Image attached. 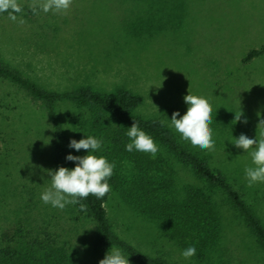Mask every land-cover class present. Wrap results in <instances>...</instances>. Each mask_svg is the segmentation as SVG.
Instances as JSON below:
<instances>
[{"label": "rangeland", "instance_id": "obj_1", "mask_svg": "<svg viewBox=\"0 0 264 264\" xmlns=\"http://www.w3.org/2000/svg\"><path fill=\"white\" fill-rule=\"evenodd\" d=\"M44 2L18 0L23 10L13 13L15 21L8 13L0 14L3 61L50 90L88 87L103 94L128 90L141 98L134 115L158 119L191 148L169 127L168 117L175 110L186 111L187 92L204 96L212 108L215 144L211 149L194 148L226 174L264 219V182H247L244 169L251 165V157L231 142L241 133L259 137L264 131L259 123L264 119V50L245 60L248 52L264 46V0H71L69 8L59 12H44L39 7ZM240 107L243 115L235 120ZM54 110L67 136L102 137L98 154L111 152L121 123L109 113L67 99L56 102ZM155 142L159 151L149 157H167ZM52 156L53 121L44 103L16 83L0 79V230L11 229L19 220L52 224L60 214L58 232L85 250V260L90 249L83 242L92 237L93 223L68 215L72 204L59 209L40 199L50 186ZM113 161L117 174L128 182L134 171L128 159ZM173 167L179 179H193L187 166L174 162ZM105 208L113 230L140 251L176 264H193L180 255L183 247L126 206L117 193L109 196ZM228 216L223 244L238 253L241 237L247 250L244 264H251L246 256L254 255L250 240L234 226L229 211ZM236 256L231 264H242Z\"/></svg>", "mask_w": 264, "mask_h": 264}, {"label": "trees", "instance_id": "obj_2", "mask_svg": "<svg viewBox=\"0 0 264 264\" xmlns=\"http://www.w3.org/2000/svg\"><path fill=\"white\" fill-rule=\"evenodd\" d=\"M3 13L7 12H0ZM263 50L264 46L251 50L245 60H250ZM0 79L16 83L29 96L46 106L53 121V170L58 166H75V161L65 159L67 153L83 155L85 152L68 147L70 138L78 140L83 136H67L57 121L55 103L67 99L78 105L97 107L121 123L111 140V152L107 151L105 156L110 161L126 157L130 168L135 171L125 183L122 175L117 174L115 165L109 178L110 190L104 197L97 199L89 194L80 201L84 204L83 210L79 204H72L71 211L67 212L75 221L81 218L90 220L94 225L92 237L83 242L90 249L85 260V250L58 232L56 220L59 214L52 224L44 220L40 221L41 224H23L19 220L11 229L0 230V264H98L111 246L121 248L134 264H176L164 257L140 251L113 230L105 208L112 193H117L136 214L151 220L162 235L176 245L183 248L194 245L196 254L190 257L193 264H231L236 255L244 264L247 250L241 237L238 253H231L232 247L223 244L226 225L230 223L229 211L234 215V226L243 231L252 245L254 255L247 254V259L251 260V264H264V219L257 207L244 198L223 171L213 168L196 148L181 144L161 121L134 115L132 110L140 103V96L128 90L103 94L88 87L73 91L46 89L1 58ZM99 118L97 116L95 119ZM133 120L161 144L168 153L167 157L152 159L145 152L125 151L124 145L129 141L125 133ZM98 121L103 122L101 118ZM174 162L187 166L193 179H179ZM224 204L230 205V209L222 207Z\"/></svg>", "mask_w": 264, "mask_h": 264}, {"label": "clouds", "instance_id": "obj_3", "mask_svg": "<svg viewBox=\"0 0 264 264\" xmlns=\"http://www.w3.org/2000/svg\"><path fill=\"white\" fill-rule=\"evenodd\" d=\"M71 0H45L39 7L44 11H65L69 8ZM36 9L34 8L33 11ZM22 8L18 0H0V12H7L13 21L17 19L13 13H20ZM150 85H156L152 83ZM149 85V86H150ZM162 85V84H161ZM160 87V86H157ZM187 109L183 114L179 110L172 112L169 118V127L180 134V138L189 142L192 146L201 150L211 149L215 140L213 130L210 127L212 122V108L210 102L204 96L187 92L183 97ZM62 111V110H61ZM243 110L235 113V120H241ZM246 122V117L244 118ZM264 126V119L260 120ZM84 133V132H83ZM85 134V133H84ZM126 136L129 141L125 143L124 149L127 152L139 151L151 154L154 158L159 151V146L151 134L143 130L137 121L133 120L131 126L127 127ZM243 152H248L251 157V165L245 166L244 176L249 184L264 182V131L257 137H248L244 133L236 136L231 141ZM103 139L95 135L85 134L80 139L70 138L68 147L77 151L85 150L83 155L67 153L65 159L75 161L74 167L58 166L56 169H48L50 186L40 193V199L45 204L54 208L63 209L69 204H79L89 194L97 199L104 197L110 190L109 178L113 174L115 161H110L105 155L98 154L102 148ZM255 145L252 149L251 146ZM251 149V150H250ZM196 254V247L189 245L181 250L180 255L186 260ZM126 254L119 247H110L98 264H130Z\"/></svg>", "mask_w": 264, "mask_h": 264}]
</instances>
